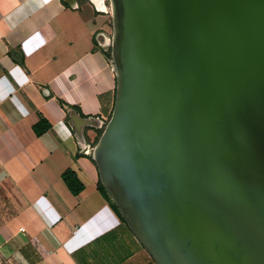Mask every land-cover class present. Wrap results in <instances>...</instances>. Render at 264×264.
<instances>
[{
    "label": "water",
    "instance_id": "water-1",
    "mask_svg": "<svg viewBox=\"0 0 264 264\" xmlns=\"http://www.w3.org/2000/svg\"><path fill=\"white\" fill-rule=\"evenodd\" d=\"M114 4L100 181L158 264H264V0Z\"/></svg>",
    "mask_w": 264,
    "mask_h": 264
},
{
    "label": "crops",
    "instance_id": "crops-1",
    "mask_svg": "<svg viewBox=\"0 0 264 264\" xmlns=\"http://www.w3.org/2000/svg\"><path fill=\"white\" fill-rule=\"evenodd\" d=\"M109 17L108 0H0V217L10 212L0 252L10 264H158L80 147L116 105Z\"/></svg>",
    "mask_w": 264,
    "mask_h": 264
},
{
    "label": "trees",
    "instance_id": "trees-1",
    "mask_svg": "<svg viewBox=\"0 0 264 264\" xmlns=\"http://www.w3.org/2000/svg\"><path fill=\"white\" fill-rule=\"evenodd\" d=\"M109 55H111V53H109ZM43 125H39L37 126V131L40 134L43 129H47L49 128V125L45 124L44 122L42 123ZM64 180L67 183V185L70 187V189L75 193L78 194L82 191L83 189V184L79 181V179L77 178V175L73 172V171H67L64 174ZM99 189L101 190V192L106 196L107 199H109L112 203V206L114 207V209L122 216L119 208L117 207V205L113 202L110 194L108 193L107 189L105 188V186L102 184V182H99ZM123 217V216H122Z\"/></svg>",
    "mask_w": 264,
    "mask_h": 264
},
{
    "label": "rangeland",
    "instance_id": "rangeland-1",
    "mask_svg": "<svg viewBox=\"0 0 264 264\" xmlns=\"http://www.w3.org/2000/svg\"><path fill=\"white\" fill-rule=\"evenodd\" d=\"M108 8H109V19L107 21L108 23V31L106 33V35L109 37L110 40H113V37H114V34H115V22H114V17H113V5H112V1L111 0H108ZM110 52H111V55H112V46H110ZM102 134H103V131H101L98 136L95 138L94 142L92 145H97L98 142L100 141L101 137H102ZM4 210V209H2ZM0 212H2L0 210ZM7 213L9 211H6ZM4 211V214L6 213ZM0 217V224L3 222L4 218L7 216V215H4ZM10 214V212H9ZM0 264H10L8 262V259L6 256H4L1 252H0Z\"/></svg>",
    "mask_w": 264,
    "mask_h": 264
},
{
    "label": "built area",
    "instance_id": "built-area-1",
    "mask_svg": "<svg viewBox=\"0 0 264 264\" xmlns=\"http://www.w3.org/2000/svg\"><path fill=\"white\" fill-rule=\"evenodd\" d=\"M109 42H110V39H109ZM107 125V123H103V125L101 126V128L103 129L104 131V128L105 126ZM80 147H81V152L83 154H86V155H91L93 156V152H94V149L96 147V145H91V144H87L86 142L84 141H80Z\"/></svg>",
    "mask_w": 264,
    "mask_h": 264
},
{
    "label": "bare ground",
    "instance_id": "bare-ground-1",
    "mask_svg": "<svg viewBox=\"0 0 264 264\" xmlns=\"http://www.w3.org/2000/svg\"><path fill=\"white\" fill-rule=\"evenodd\" d=\"M97 1V0H96ZM112 1V5H113V13H114V15H115V4H114V0H111ZM102 4V3H101ZM102 8H107V6L106 7H104V6H102Z\"/></svg>",
    "mask_w": 264,
    "mask_h": 264
}]
</instances>
